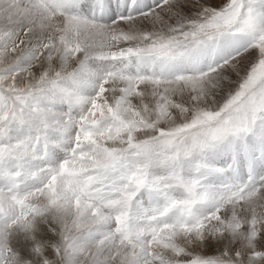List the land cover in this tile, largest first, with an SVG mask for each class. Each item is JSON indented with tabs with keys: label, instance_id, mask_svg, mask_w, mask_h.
Masks as SVG:
<instances>
[{
	"label": "snow or ice",
	"instance_id": "obj_1",
	"mask_svg": "<svg viewBox=\"0 0 264 264\" xmlns=\"http://www.w3.org/2000/svg\"><path fill=\"white\" fill-rule=\"evenodd\" d=\"M0 264H264V0H0Z\"/></svg>",
	"mask_w": 264,
	"mask_h": 264
}]
</instances>
